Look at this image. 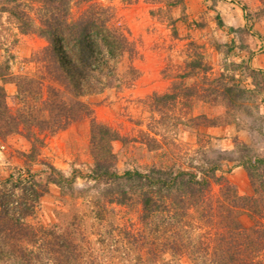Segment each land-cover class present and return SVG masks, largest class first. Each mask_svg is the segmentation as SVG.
I'll return each mask as SVG.
<instances>
[{"label": "rangeland", "instance_id": "1", "mask_svg": "<svg viewBox=\"0 0 264 264\" xmlns=\"http://www.w3.org/2000/svg\"><path fill=\"white\" fill-rule=\"evenodd\" d=\"M24 2L29 21L37 27L39 5ZM263 2L73 0L71 18L89 4L109 9L110 24L128 34L136 55L120 58L111 86L79 98L91 117L83 116L51 132L43 125L51 116L40 104L47 97L46 87L53 85L42 58L48 42L35 32L22 33L16 19L3 9L9 5L0 0L1 101L18 118H27L12 133L0 129V182L20 172L32 175L35 189L45 188L26 223L53 230V226L66 229L75 222L90 242L91 253L100 257L102 250L101 264H122V248L130 242L123 232L137 234L142 229L141 206L133 196L127 204L104 205L99 215L104 202L99 199L96 205V200L103 186L97 187L88 177L94 163L91 118L121 138L109 144L112 170L117 174L150 165L186 168L214 159L212 151H219L228 159L222 161V174L239 195H250L248 175L235 159L264 160ZM232 9H236L234 16L228 15ZM19 78L32 80L33 90L42 84V96L26 98L29 106L37 104L35 108L22 102ZM35 137L42 146L36 144L35 160L30 162L27 154ZM48 165L67 177L77 173L73 196L47 182ZM218 192L219 186L213 184L211 193ZM240 222L250 224L245 215ZM40 241L34 244L36 252ZM127 258L126 264H132L134 258ZM174 258L172 264H191L186 256Z\"/></svg>", "mask_w": 264, "mask_h": 264}, {"label": "trees", "instance_id": "2", "mask_svg": "<svg viewBox=\"0 0 264 264\" xmlns=\"http://www.w3.org/2000/svg\"><path fill=\"white\" fill-rule=\"evenodd\" d=\"M30 1L39 5L37 27L29 21L24 0H5L9 7L3 9L16 19L22 33L35 32L48 42L42 58L53 85L46 87L47 97L40 104L51 116V121L44 119L43 125L55 132L83 116L91 117V111L79 98L111 86L117 79L120 58L124 54L136 55V50L128 34L110 24L113 15L107 8L89 4L77 18H71L73 0ZM18 82L22 102L35 108L37 104L29 106L26 98L32 94L35 98L42 96V84L33 90L32 80L19 78ZM3 95L0 94V129L12 133L27 118L13 114L1 101ZM90 134L94 163L88 177L97 187L103 186L101 198L96 200V205L100 200L104 202L99 215L104 205L127 204L133 196L141 206L142 229L137 234L123 232L130 242L122 248V264L129 262L128 256L134 258L132 264H172L174 257L180 256H186L191 264H264L262 158L235 159L252 187L250 195L241 196L222 174V161L228 159L219 151H212L214 159H202L186 168L150 165L117 174L112 170L109 144L121 139L119 134L93 118ZM33 139L27 154L30 162L35 160L36 144L42 146V140ZM47 169V182L75 194L76 172L67 177L52 165ZM213 184L219 186L217 194L211 193ZM34 186L32 175L20 172L0 182V264H101L102 250L100 257L91 253L87 247L90 242L85 241L75 222L66 229L53 226V230L36 229L26 223L45 192V188L37 190ZM242 215L249 219L248 226L241 224ZM38 240L36 252L34 244Z\"/></svg>", "mask_w": 264, "mask_h": 264}, {"label": "crops", "instance_id": "3", "mask_svg": "<svg viewBox=\"0 0 264 264\" xmlns=\"http://www.w3.org/2000/svg\"><path fill=\"white\" fill-rule=\"evenodd\" d=\"M231 11H232L231 14L228 13V15H230V16H234V13L236 14V9H232ZM232 13H233V14H232ZM229 23H230V25H233V24H231V22H229Z\"/></svg>", "mask_w": 264, "mask_h": 264}]
</instances>
